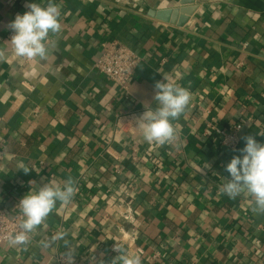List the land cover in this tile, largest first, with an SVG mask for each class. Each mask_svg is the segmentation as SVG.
<instances>
[{
    "label": "crops",
    "instance_id": "crops-1",
    "mask_svg": "<svg viewBox=\"0 0 264 264\" xmlns=\"http://www.w3.org/2000/svg\"><path fill=\"white\" fill-rule=\"evenodd\" d=\"M31 2L48 0H0V46ZM53 2L54 59L27 62L7 44L0 61V207L15 216L48 181L71 177L77 191L27 244H2L0 264H121L114 245L141 264H264V215L248 194L220 192L243 137L264 143V0ZM114 42L140 58L128 91L95 67ZM163 78L189 90V110L174 141L149 144L135 117L157 107ZM237 124L227 148L216 129Z\"/></svg>",
    "mask_w": 264,
    "mask_h": 264
},
{
    "label": "clouds",
    "instance_id": "clouds-1",
    "mask_svg": "<svg viewBox=\"0 0 264 264\" xmlns=\"http://www.w3.org/2000/svg\"><path fill=\"white\" fill-rule=\"evenodd\" d=\"M27 11L17 14L9 23L13 33L6 44L0 46V61L8 58L7 44L11 45L17 57L51 60L54 59L56 45L48 42L50 33L61 31L59 18L60 8L48 0L46 6L31 2L26 5ZM154 97L157 107H146V110L135 117V124L141 131L143 139L158 145L171 143L177 137L172 121L178 120L189 110L190 92L163 78L154 84ZM264 136V134H259ZM245 146L240 150L241 156H233L226 165L229 177L220 187V192L230 199L241 194H248L253 199V211L264 215V143H259L251 136L243 137ZM25 174L30 169L19 167ZM30 184H36L31 181ZM75 181L69 177L60 183L46 182L30 190L19 200L18 207L24 217L19 225V232L9 238L13 247L27 244L29 234L43 225L57 203L68 204L76 194ZM66 233H58L53 239H62ZM45 247L49 246L45 242ZM121 264H141L139 256L130 254L123 248L114 245Z\"/></svg>",
    "mask_w": 264,
    "mask_h": 264
},
{
    "label": "built area",
    "instance_id": "built-area-1",
    "mask_svg": "<svg viewBox=\"0 0 264 264\" xmlns=\"http://www.w3.org/2000/svg\"><path fill=\"white\" fill-rule=\"evenodd\" d=\"M13 33L10 32L7 37L10 39ZM103 52L95 63V67L99 72L106 75L112 82L128 91L129 81L134 74L138 64L139 56L130 47L114 42L104 44ZM27 62L36 59L25 58ZM26 88L31 90L27 83H23ZM222 136V144L230 149H237L240 145V132L242 124H237L233 130L226 131L224 129H216ZM19 203V202H18ZM24 219L19 207L15 216H10L4 209L0 207V246L9 242V238L19 232V225Z\"/></svg>",
    "mask_w": 264,
    "mask_h": 264
},
{
    "label": "water",
    "instance_id": "water-1",
    "mask_svg": "<svg viewBox=\"0 0 264 264\" xmlns=\"http://www.w3.org/2000/svg\"><path fill=\"white\" fill-rule=\"evenodd\" d=\"M195 0H184L183 4H190V3H194Z\"/></svg>",
    "mask_w": 264,
    "mask_h": 264
}]
</instances>
